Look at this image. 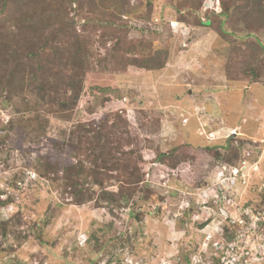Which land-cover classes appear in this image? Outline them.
<instances>
[{"label":"rangeland","instance_id":"obj_1","mask_svg":"<svg viewBox=\"0 0 264 264\" xmlns=\"http://www.w3.org/2000/svg\"><path fill=\"white\" fill-rule=\"evenodd\" d=\"M67 1L1 15L0 264H264L260 19L241 0Z\"/></svg>","mask_w":264,"mask_h":264},{"label":"trees","instance_id":"obj_2","mask_svg":"<svg viewBox=\"0 0 264 264\" xmlns=\"http://www.w3.org/2000/svg\"><path fill=\"white\" fill-rule=\"evenodd\" d=\"M31 0H0V26H3L2 22H3V18H1V15L3 14L4 15V20L6 19V16L8 15L7 12H10L12 13L16 7L17 9H19L22 5L24 4H28ZM75 0H68L67 3L68 4H71L72 2H74ZM242 1V4L237 8L239 10V14L241 12V14L243 15L242 17L244 18H254V17H258L260 19V22L264 25V0H241ZM235 2L236 1H233L232 4H233V7H235ZM228 8L227 7H224V9L222 11L219 12L218 16H222L223 19L220 20V28L221 30L223 31V33H226V29H224L223 25L226 21H228L230 18L231 20L233 19L232 17H230L231 15L229 14L228 12ZM9 13V14H10ZM236 15V14H235ZM26 17V16H24ZM60 17V19H62V16H58V18ZM238 18V17H237ZM24 21H27V22H30L32 20L30 19H27L26 20L24 19ZM36 21V20H35ZM33 21V22H35ZM31 23V22H30ZM203 25H208L209 24V20L205 21V22H201ZM232 24V23H231ZM31 26H35L34 24H31ZM247 50H246V54H247V57H251L253 63L256 62V63H259V62H263L264 60V42L263 41H259L257 38L254 39V41L250 42V43H247ZM160 54H166V52H161V50L159 52L156 53V55H160ZM155 55V56H156ZM154 56V57H155ZM155 59V58H154ZM153 59V60H154ZM132 63L136 64L137 66H141V67H146L144 66L143 64H140V63H137V60H131ZM163 63H160L158 62L156 68H159L162 66ZM250 72L253 73V69H250ZM74 77V76H73ZM70 77L69 78V88L68 89H72V91H74V94L71 96V99L75 101L76 99V96H77V92L75 90V87L77 85L76 81L77 80L75 77ZM34 83L37 84V89H39V91L42 92V90L44 89V80H34ZM44 96L45 95H40V98L41 99H44ZM60 104L65 106V101L63 100H60ZM70 147V146H73L72 144H70V142H66L64 143V141H61L60 143V147L58 149V152H55L54 153V156L52 157L53 154H51L49 157H47L46 159L48 160L45 164V170L48 171V169L46 168H49L51 166V162L55 161L56 162V154H60L61 152H63L64 150V147ZM106 146L104 145V143L101 144V149L100 150H104L103 148H105ZM159 156H162V155H159ZM53 158V159H52ZM177 162L173 165L175 167H177ZM69 163H67V161H64L63 164H61V168L63 169H68L69 167ZM49 166V167H48ZM78 174V172H75V175ZM69 178L72 179V174L69 173V175H67ZM77 183L73 182L71 183L70 186H73L74 189L76 187ZM73 193H75V196H78V194L76 193V191ZM81 194V193H80ZM107 198L110 197L111 198V195L110 196H106ZM7 202H10V201H7V200H0V204L1 205H4L5 203ZM137 217V215H136Z\"/></svg>","mask_w":264,"mask_h":264}]
</instances>
